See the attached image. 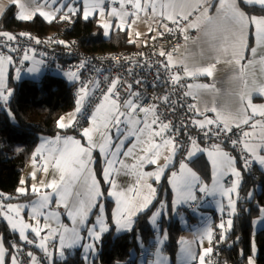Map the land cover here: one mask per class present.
<instances>
[{"label": "snow or ice", "instance_id": "1", "mask_svg": "<svg viewBox=\"0 0 264 264\" xmlns=\"http://www.w3.org/2000/svg\"><path fill=\"white\" fill-rule=\"evenodd\" d=\"M34 8L29 9L28 5L23 0H13L12 5H15L19 9L17 19L25 21L30 20L35 12H39L45 19L48 18L49 13L42 10L37 0H31ZM80 0H76L79 3ZM131 3L133 9V0H127ZM183 0H181V3ZM249 4L258 3L264 7V0H246ZM52 6L61 4V7L55 8V11L61 12L63 7L67 8V15H77L76 6L72 3V0H68L67 4H63L62 0H46ZM105 3V0H82L83 18L88 19L90 13L97 9L101 10L103 15V9L101 5ZM178 0H135V6L137 9L151 8L152 13H157L158 8H163L164 11L160 13L164 19L170 20L176 25L177 29L184 34V39L187 41L189 36L186 27H181V22L187 19V14H176L175 9L177 7ZM195 7L198 9L201 5L199 0H194ZM125 7V0H120V8ZM5 12V8H0V16ZM109 16L118 17L120 25L118 30H123L122 25L125 21V17L128 16L127 12H123L121 15L115 9L108 14ZM179 17V19H177ZM224 22H233L240 28V45L244 49L246 46L248 27L249 25L255 26V38L258 45H264V18L257 19L256 17H247L245 14L238 10L235 0H219V6L217 8V15L208 19V24L211 26L209 31L205 33L207 39L211 42L217 38V32L222 30ZM105 29L104 34L109 35L110 22L105 21L101 25ZM171 32L172 29H169ZM7 35V34H2ZM8 41L13 40V36L7 35ZM253 56H255L257 49H251ZM160 56H167V63L161 64V66L169 73V78L173 84H179L182 80V76L171 71L172 63L169 54L161 52ZM30 57L27 54L23 55L22 60L24 62L29 61ZM12 58L0 55V102L7 104L12 92L6 88L5 84V64L11 63ZM240 63L239 59L235 61ZM40 61H34L33 67H28V73H36L39 68L36 66ZM219 63V61H217ZM83 67V65H81ZM216 65H210L205 68L196 70L183 69L184 77H198L209 76L211 77L215 71ZM17 76L20 72L17 70ZM65 75L67 79L72 82L80 80L77 71L68 70ZM183 86V85H182ZM98 87V85H97ZM131 85H128V95L122 101L118 95L117 81L112 80L111 86L106 89V94L102 93L103 99L95 105L94 110L89 117V124L91 127L84 128L82 136L87 138V145H82L81 141L73 136L61 137L57 136L55 140H45L41 144L40 148L36 149V153L39 154L40 159L44 161L42 169L45 173L48 172L49 165H51L55 171L59 174V180L53 179L51 182L41 184L48 189H52L51 193L43 192L41 189L32 186L31 193L38 195V198L31 201L29 204H12L0 205V216L10 225L14 233L18 232L19 239L26 244L39 249L43 253V259L39 258L31 250L27 252L28 260L25 261L16 254L11 255L9 264H43V260H51L54 256L53 251H49L50 245L48 241L58 239L59 244V258L61 264L66 260L67 255L65 249L80 248L82 250V260L85 264H94L91 261V256L96 252V244L102 242L104 234L110 232V224L106 220L105 216V203L103 202V193L101 191L100 184L97 183L95 174L92 171L91 165L94 162L93 151L98 148L99 153L104 157L103 177L104 182L110 185L111 190L107 192L109 198H113L115 201V209L111 213V225L115 226L117 233L132 232L135 218L141 213H147L151 211L153 214L149 217V224L153 227L157 257L154 264H168L167 258L162 256V247L168 241V233L162 231L159 226V218L166 212L165 204L161 202L160 207L152 211L153 201L156 198L157 189L153 187L151 183L147 181L154 178L157 183L161 181V177L165 174V170L169 168V165L173 163V157L176 152L184 148L183 144L178 143L173 137H168L165 133L172 131L170 123H165L160 118V114L157 111L155 104L149 107H143L142 101L139 99L134 91H131ZM215 85L209 84H192L186 85L187 91L184 92V96L192 94V89L200 88H214ZM95 89L89 87L81 81V87L75 99V112L72 114V118L67 123L64 122V118H61L57 123V127L60 129L68 128L73 125L76 119V115L82 112L84 107L85 98L89 97ZM260 96H264V89H258L254 92ZM248 95V105L251 106L253 94ZM165 103H168L169 98L163 97ZM243 102V98H242ZM2 110V107H0ZM196 110L199 115H203L195 105H189V111ZM211 111L216 112L215 108ZM143 113V118L137 115V113ZM256 113L253 112V115ZM264 114V113H261ZM249 119H244L242 123H236L237 127L241 124H248ZM213 124H223V128L217 127L214 131L210 126ZM194 127H199L201 131H204V135L207 137L210 134H214L217 137L221 132H227L231 130V126L222 121L219 113L217 112L215 120L205 117L203 121L198 119L192 120ZM253 130L257 128L256 124H252ZM115 129V137L109 134L110 130ZM205 129H207L205 131ZM94 134L99 136V142L94 140ZM243 136L246 138L243 142L239 140L232 141L233 145L239 147L243 143L242 152L243 156V168L251 171L253 164H258L264 169V122H261V131L258 142L256 141L254 132H243ZM159 137L162 143H157L156 138ZM130 138L132 140L130 146L125 149V144ZM250 138V139H248ZM190 149L187 151L189 158L193 157L197 153L207 152V156L211 163L212 169V184L211 186L205 184L201 178L192 171L185 162L179 164V170H172L168 177V183L171 185L172 191L175 193V199L172 201V207L176 208L178 205H188L190 208L193 204H197L194 207V212L199 211L197 192L209 196V197H221V200L216 201L218 210L221 214H227V219L223 220L215 225L218 228L219 239L225 240L227 233L231 231L234 225V218L238 214V199L233 198V194H238V189L242 183V171L238 170L236 160L226 151H224L219 145H211L210 148L205 149L199 146L198 141L194 137H190ZM167 149L168 155L165 156V163L163 166H159L155 171L144 172L142 166L146 163L156 164L161 155V149ZM47 153V154H45ZM124 158H131L136 163H128ZM35 159V157H34ZM119 167H116V166ZM113 174L116 175H128L135 176V185L122 189L118 184L116 178H113ZM230 175L233 179L230 184L223 183L225 176ZM36 172L32 173V178L35 179ZM24 181H21L23 184ZM79 183L84 189L83 193L80 191L73 192L75 186ZM21 194H27L24 188L17 190ZM254 193L250 194L247 199H251ZM55 196V206L57 209L63 207L64 214L72 222V227H65L60 222L61 213L58 211L50 210V203L52 197ZM223 200L227 203L224 204ZM158 209V210H157ZM28 211V219L35 221V226L25 222L21 213ZM94 216V221L90 220V217ZM258 219L252 220L251 227L253 231L264 230V206L258 208ZM41 223L43 227H41ZM30 229L35 237L40 238V242L36 243L33 239L29 238L26 233ZM83 233L82 234V231ZM42 232L45 233L42 235ZM86 234V235H85ZM198 239L203 242L207 240L210 245L207 249L195 253L191 249L190 242L186 240L180 241V252L186 259L188 264L192 260L199 258V264H205L206 257H209L213 252L214 243V228L211 225H206L198 234ZM89 242H82V241ZM192 243H195L193 241ZM17 247V253L20 251V246ZM6 252L2 241H0V264H5ZM211 264V261H208ZM247 264H255L254 260V245L253 255L247 260Z\"/></svg>", "mask_w": 264, "mask_h": 264}, {"label": "crops", "instance_id": "2", "mask_svg": "<svg viewBox=\"0 0 264 264\" xmlns=\"http://www.w3.org/2000/svg\"><path fill=\"white\" fill-rule=\"evenodd\" d=\"M26 1L30 9L35 7V5L32 4L31 0H26ZM40 1L41 0H39V2ZM240 1L247 5H252L260 8H264V7H262L258 3L249 4L246 2V0H235L238 10L243 12L245 16L249 18L254 16L257 19L264 18V15L248 14L244 10V8L241 7ZM160 2H163V0H160ZM10 3H12L10 0H6L4 3H1L0 1V8L6 9L9 6H13L16 10L17 7ZM141 3H143V0H141ZM199 3L201 6L197 9L195 7L194 0H183L182 3L181 0H178L175 12L176 14H182V13L187 14L186 34L189 36V39L186 41L183 35V41L181 47L178 49L177 54L170 58L171 63L173 64L172 67H180L182 69L187 68L189 70H196V69L208 67L213 64L216 65L215 71L211 77L206 75L198 76L195 78L185 77L189 79L190 83L192 84L215 85L214 88H200V89L194 88L192 89V94L188 96L192 100L193 105H195L197 109H199V111L203 114V115H199V113L197 112L196 119L203 121L205 117H207L208 119L215 120L218 112L220 117L222 118V121L226 122L228 125L231 126V130L242 128L243 132H249V133L261 131V122H264V114H261L264 113V96H260L258 94H255L254 92L257 91L258 89H264V45H258L256 42L255 26L250 24L248 27L246 46L244 49L240 45V28L237 24L233 22H224L222 30L217 32V38L214 41L210 42L207 39L205 33L208 32L211 27L208 24V19L210 17H214L217 15L219 0H199ZM75 4L76 5L78 4L77 5L78 17L81 20H85L83 18L82 0H80L79 3H75ZM40 5H42V10L44 12L49 13L48 18L45 19L37 11L33 14L30 20H25V21H31L36 16L40 17L47 24L52 23L56 20H60V21L67 20V17L63 19L61 18L65 16L63 11L58 13L55 11V8L58 7L57 4L55 6H52L49 3H46L45 0L43 4ZM133 5H134V9L131 3H128L127 0H125V7L121 9L120 0H105V3L101 5L104 14L101 15V10L97 9L96 11L91 12L88 17V19L95 20L96 25L100 28L102 36L104 38H108L112 34H122L124 36L128 48L120 49L121 51L141 49L143 46H145L148 43L150 39L156 36L158 30L166 28L167 23L170 21L164 19L163 16L160 15V13L164 11L163 8H158L157 13H152L151 8L145 10L143 8L137 9L135 6V0H133ZM113 9H115L121 15H123V12L128 13V16L125 17V21L122 25L123 30H118L117 26L120 25L121 23L119 18L108 15L110 12L113 11ZM97 15H98L99 24L97 23ZM106 20L110 22L109 35L107 36L104 34L105 29L101 27V23H105ZM140 21L143 24L139 23ZM48 36H51V33L48 34ZM60 41L67 42L62 38L60 39ZM252 48L257 49L255 56H253L252 54L251 51ZM6 57H11V56L6 55ZM11 58H12V62L10 64L6 63L4 66L5 84H6V88L9 91H11L8 86L10 80H12L15 83L20 81L19 77H17L18 80L14 79V70L16 66L18 64L23 65L24 69L19 71L21 73H26L27 72L26 67L29 65V63H27L29 61L27 62H24L23 60L17 61V59H14L13 57ZM33 58H37V57H31L30 59ZM236 59L240 60L239 64L235 62ZM217 61H219V63H217ZM187 90L188 89H186V91ZM251 93L254 94L252 98V104L251 106H249L248 95ZM242 98H243V102H242ZM87 99L88 97L85 98V103ZM2 105L5 104H3V102H0V106ZM213 108H215L217 111L216 112L211 111V109ZM253 112H255L256 114L253 115ZM137 115L143 118V113L138 112ZM248 118H250L248 124H241L240 127L236 126V123H242L244 119H248ZM253 123L257 125V128L255 130H253V128L251 127ZM88 124H89V120H88ZM87 125L84 128H86ZM220 126L223 127V124H220ZM71 128L72 126L70 127V129ZM243 132H242V136H243ZM74 135L79 138H83L82 133L81 134L74 133ZM165 135L168 136L167 133H165ZM57 136L66 137L65 135L58 134L51 138H39L37 148H40L43 141L55 140ZM112 136L115 137L114 132L112 133ZM132 140H134V138H130V140L126 142L125 149L128 146H130ZM256 141L258 142L257 138ZM156 142L162 143L159 137L156 138ZM35 153L36 150L33 156L35 155ZM167 155H168L167 149L162 148L161 155L157 160V163L148 164L145 162L141 170L144 172L155 171L157 167L164 165L165 156ZM33 156L30 159H32ZM120 158L125 159L126 162L130 164L136 163V161L131 158H124L122 156ZM195 159L196 157L193 160ZM29 161L26 164V167L23 170V174H22L21 181H24V183L20 184V186L18 187V189L24 188L27 194H21L20 192L17 191L16 194H18L17 195L18 199L16 200H7L8 198L7 196L1 197L0 205H7L8 203L29 204L31 201L38 198V195H34L31 193V189L33 185L40 188L41 193L43 192L51 193L53 191L52 189H48L44 185H42L41 181H43L44 184H46L48 182H51L53 179L59 180V174L55 171V169L51 165H49L48 172L45 173L42 169L44 161L40 159V156L37 153L35 156V162L29 163ZM178 163L181 162H179L176 152V155L173 157V163L171 164V168L165 170V174L161 177V182L163 181L166 175H168V177L170 176V172H171L170 170H176L178 168L177 165ZM257 165L254 164L253 165L254 168H257L260 173L264 174V169H262L260 166L258 167ZM91 167L93 173L95 174L97 183L100 184L101 186V191L103 193V202L105 203V209H106L105 212L106 220L108 217L110 219V225H111V213L115 209V201L113 198H109L107 196V192L111 190V188L108 183L104 182V177H103L104 160H102L97 153L94 155V162L91 165ZM98 167H100L101 179H98L96 176V168ZM116 167L119 166L117 165ZM33 172H36L35 179L32 178ZM113 178L117 179L118 184L122 189H126L127 187H132L136 183L135 176L113 174ZM147 182L151 183L153 187H155L158 191V187L160 184L157 183L154 178L149 179ZM76 191H80L81 193H83L84 191V189L81 187L79 183H77V185L73 189L74 193ZM159 207L160 206H158L157 208ZM50 210L58 211L59 213H61L60 222L65 227H69V228L72 227L71 220L68 219V217L64 214V212H61V210H64L63 207H60L59 209L56 208L55 196L52 197V202L50 203ZM173 214L175 215L174 211ZM21 216L22 218L25 219V222H28L32 226H35V221H30L28 219V211L22 212ZM0 219L5 223L9 231L16 237L18 241L17 243L12 244L11 247H7L0 236V241H2L6 252L5 264H9L11 255L13 254L18 255L16 246H20L24 248L26 253L29 250H31L39 258H43V253L39 249L26 244L24 241H21L19 239L18 232L14 233L10 225L7 223L6 220L3 219L2 216L0 217ZM93 219L94 216H91L90 220L93 221ZM41 227H43L42 223H41ZM110 229H111L110 232L112 231V233H116L114 225H111ZM81 231L82 234H84L83 230ZM44 234L45 233L42 232V235ZM26 235L29 238L33 239L36 243L40 242V238L35 237V234L32 233L30 229L27 231ZM82 242H89V241L85 240ZM48 244L50 245L49 251L54 248L53 251L54 256L51 260L46 259L47 262L44 264H58L59 262H61L59 258L60 249H59L58 239L50 240L48 241ZM75 251L80 252L82 250L80 248L65 249L67 257L72 255ZM97 252L98 250L96 251L94 258H96ZM80 255L82 258V252L80 253Z\"/></svg>", "mask_w": 264, "mask_h": 264}, {"label": "trees", "instance_id": "3", "mask_svg": "<svg viewBox=\"0 0 264 264\" xmlns=\"http://www.w3.org/2000/svg\"><path fill=\"white\" fill-rule=\"evenodd\" d=\"M240 5L250 15H264V8L247 5L241 1ZM21 33H35L40 37L51 33L52 38H54V34L58 33L66 41L78 40L87 52L116 51L128 48L122 34H112L110 37L104 38L94 19L81 20L77 17L70 26L67 25V20H56L47 24L37 16L31 21H21L16 18L15 8L9 6L0 17V36L2 34ZM8 86L12 95L6 105L0 106L2 107L0 110V198L7 196V200H16L18 199L16 193L21 184L23 170L33 156L39 138L42 136L54 137L58 134H74L72 129L62 131L57 127L58 118L70 112L75 106V100L72 96L74 85H68L62 79L45 73L39 82L22 78L17 83L10 80ZM191 163L201 178L209 179L210 166L204 156L196 158ZM238 165L240 167L239 163ZM100 175V167H98L96 168L98 179H101ZM258 186L260 190L256 193ZM251 189L254 195L248 203L246 199ZM239 196L242 205L239 206L238 214L234 218V225L229 232L226 246L213 250V253L218 252L219 259L227 262V264H246L247 258L251 255L250 222L258 217V208L264 206V179L262 175L253 179L244 174ZM161 202L165 204L166 212L159 224L169 236L164 251L174 256L177 248L175 237L182 229L179 227L178 219L173 214L171 192L166 178L158 187L157 198L153 203L152 211ZM254 203H257V206H253ZM151 214V211L139 214L135 219L132 232H124L114 238H112V231L105 235L97 256L93 260L94 264H115L118 262L135 264L134 260H130V252L132 250L140 251L137 243L138 237H140V242L147 245L149 253L153 251L156 245L154 243L155 237L148 222ZM190 218L192 221H196L194 217L190 216ZM107 221L110 224L108 217ZM0 236L7 247L18 242L1 219ZM230 243L231 245H229ZM256 249L255 264H264V230L257 232ZM63 264H85V262L82 260L80 252L75 251L63 261Z\"/></svg>", "mask_w": 264, "mask_h": 264}, {"label": "built area", "instance_id": "4", "mask_svg": "<svg viewBox=\"0 0 264 264\" xmlns=\"http://www.w3.org/2000/svg\"><path fill=\"white\" fill-rule=\"evenodd\" d=\"M77 17L78 14L69 15L67 25L73 24ZM177 19L179 18L177 17ZM186 25L187 20L181 22V27H186ZM169 29H172V31L170 32ZM183 35L176 25L169 21L166 28L158 30L156 36L150 39L141 49L96 52H87L76 39L62 42L60 41L62 37L58 33L54 34V38H52V35L40 37L35 33L11 34L13 36L11 41H8L7 35H1L0 55L11 56L17 61L22 60L24 54L29 55L30 58L37 57L43 63L47 74L50 75L57 71H77L80 80L73 84L72 96L74 100L77 98L81 81L88 84L90 88L95 89L72 125L71 129L74 133H82L95 105L103 99L102 93L106 94V89L111 86V81L116 80V91L121 101L127 97L128 85L130 84L132 86L131 91L137 94L143 107H149L152 104L157 106L161 120L170 123L172 126V131L167 133L168 137H173L178 143L184 145V148L177 151L179 161L188 163L189 138L194 137L197 139L198 144L205 148H210L214 144L220 145L230 155L236 157L244 174L251 176L253 179H257L262 175L264 179V174L255 172L253 165L251 171L243 168L244 153L240 146L236 147L232 143L234 140L240 141L242 128L221 132L219 137L214 134L206 137L204 131L192 125V120L196 119L197 111H189V105H193V102L188 96H184L187 89L186 85L190 83V80L182 76V68L171 67L173 73L182 76L181 82L174 85L169 78V73L161 66L162 62L167 63V56L162 57L159 55L161 52H166L170 58L175 56L181 47ZM16 67L19 70L24 69L21 64ZM165 96L169 98L168 103L163 100ZM210 127L214 131L217 127L223 128L220 125ZM196 206L197 204H193L190 210H193ZM253 206H257V203H254ZM61 212H64V210H61ZM17 254L23 260L28 259L27 253L22 247H20ZM209 260L211 264H220L219 253L214 252ZM46 262L47 260L44 259L43 264Z\"/></svg>", "mask_w": 264, "mask_h": 264}, {"label": "rangeland", "instance_id": "5", "mask_svg": "<svg viewBox=\"0 0 264 264\" xmlns=\"http://www.w3.org/2000/svg\"><path fill=\"white\" fill-rule=\"evenodd\" d=\"M0 1H1V3H4L6 0H0ZM10 1L13 2V0H10ZM44 1H45V0H41V1L39 2V0H37V2L40 3V4H43ZM23 2L27 4V1H26V0H23ZM62 3H63V4H67V3H68V0H62ZM72 3L76 6V9H77V12H78V6H77L78 4H77V5L75 4V3H76V0H72ZM57 6H58V7H61L62 5H61V4H57ZM29 9H30V8H29ZM15 11H16V17H17V15H18V13H19V9L16 8ZM62 11L64 12V14H66V13H67V8H66V7H63V8H62ZM95 11H96V10H95ZM63 12H62V13H63ZM92 12H94V11H92ZM68 16H69V15H67V17H68ZM0 17H1V16H0ZM85 20H87V19H85ZM97 23H98V15H97ZM139 23L143 24L141 21H140ZM98 24H99V23H98ZM102 24H104V23H101V25H102ZM173 60H174V59H173ZM34 61H40V62H41V60H40V59H37V58L29 59V62H27V63H29V65L26 67V69H27L28 67H33V62H34ZM36 66L39 68V71L36 72V73H34V74H33V73H28V72H26V73H21V72L19 71V72H20V75H19L20 80H21L22 78H28V79H30V81H33V82H39V80L41 79V77L44 76L45 73H47V72H46V70L44 69V67H43V63H42V62L39 63V64L36 65ZM26 69H25V70H26ZM17 70H19V69L16 67L15 70H14V79H16V80H18V79H17L18 76H17V74H16V73H17ZM66 72H67V71H65V72H59V71H57V72L53 73L52 75L55 76V77H58V78L62 79V80L65 81L68 85H73L75 82L69 81V80L67 79V76L65 75ZM74 112H75V106H74V108H73L70 112H68V113H66V114H64V115H61V116L58 118V121H60L61 118H64V122L67 123L68 120L72 118V114H73ZM79 115H80V114H77V115H76V119L78 118ZM76 119H75V120H76ZM88 120H89V119H88ZM87 124H88V123H87ZM88 127H91V125L88 124L86 128H88ZM59 129H60V128H59ZM69 129H70V127H68V128H64V129H60V130L63 131V130H69ZM113 132H114V134L116 135V133H115V129H113V128L110 130L109 134L112 135ZM254 134L256 135V138L259 140L260 131H258V132H254ZM65 136H73L74 138L80 140L82 145H85V146L87 145V138H85V137H83V138H79V137L75 136V135L72 134V133L65 134ZM40 138H51V137H43V136H42V137H40ZM99 139H100L99 136L94 134V140H96L97 142H99ZM245 139H246V138L242 136V138L240 139V141L243 142ZM248 139H249V138H248ZM199 146L202 147V148H205V147H203V146L200 145V144H199ZM240 147H241V150H242V148H243V143L240 144ZM221 148H222V147H221ZM205 149H208V148H205ZM222 149H223L224 151H226L224 148H222ZM226 152H227V151H226ZM96 153L100 156V158H101L102 160H104V157H102V156L100 155L98 148L95 149V150L93 151V158H94V155H95ZM228 153H229V152H228ZM35 156H36V153H35V155L33 156V158L30 159L29 163H34V162H35V159H34ZM200 156H204V157H206L207 163H208L209 166H210V177H209V179H203V178H201V175L199 174V172L196 170V168H195V167L192 165V163H191L195 157L198 158V157H200ZM231 156L236 160V163H237L238 161H237L236 157L233 156V155H231ZM187 160L189 161V162L187 163V166H188L192 171H194V172H195V173L201 178V180H202L205 184L211 186V184H212V169H211V163H210L209 158H208V156H207V152L197 153L196 155H194V156L191 157V158L187 157ZM37 162H38V161H37ZM179 162H181V161H179ZM179 164H180V163L177 164V165H178V168L176 169L177 171L179 170ZM253 165H254V164H253ZM256 165H257V164H256ZM257 166L259 167V165H257ZM170 168H171V165H170L169 169H170ZM237 168H238V170H241V171H242V169L239 167L238 163H237ZM170 171H172V170H170ZM254 171L257 172V173H259V170H258L257 168H254ZM167 174H168V173H167ZM170 174H171V172H170ZM243 175H244V174H243V171H242V182H243ZM164 178H166V180H167V182H168V175H166ZM232 179H233V178H232L230 175L225 176L224 179H223V183H225L226 185H228V184H230V182H231ZM159 184H161V181L159 182ZM241 186H242V183H241V185H240V187H239V189H238V194H233V198L238 199V211H239V206L242 205V202H241V199H240V196H239ZM168 187H169V190H170V192H171V204H172V201L175 199V193L172 191L171 185H170L169 183H168ZM259 190H260V187L258 186V187L256 188V193H258ZM252 193H254V192H253L252 189H251V190L248 192V196H249L250 194H252ZM196 195H197L198 198H199V200H198L199 211L194 212V209H193V210H190V207H189L188 205H178V206H176V208H173V207H172L173 211L175 212V218L178 219V221H179V225H180L179 227L182 229V231H180L179 234L175 237V238H176V241H177V246H176L177 248H176V250H175V255H174V256H172V255H170V254H168V253H166V252L164 251V247H165V245L161 246V247H162V256L167 258L168 264H188V262H187L186 259L182 256V254H181V252H180V247H181V245H180V241H181V240H186V241L190 242L191 249H192V251L195 252V253H199L200 251H202V250H204V249H207V248L210 246V245L208 244L207 240H204L203 242H201V241L198 239V234L201 232V230H202L206 225H211V226H213V228H214V243H213V245H212L213 250H214L215 248H223L224 246H226L227 239H228V236H229V232H230V231L227 233V236H226V239H225V240H220V239H219V231H220V230H219L218 228H215V225L219 224V223L222 221V219H223V220H226V219L228 218L226 213H225V214H221V213L219 212V210H218V206H217L216 201L221 200L222 198L219 197V196H217V197H209V196L203 195V194H201V193H199V192H197ZM248 196H247V197H248ZM252 197H253V196H252ZM156 198H157V195H156ZM156 198L154 199L153 203L156 201ZM251 199H252V198H251ZM251 199H250V200H249V199H246V201L249 203V202L251 201ZM223 203L226 204L227 201H226V200H223ZM160 204H161V203H159L158 206H160ZM241 208H243V206H242ZM247 208H248V207H247ZM190 216L194 217V219H195L196 221H192L191 218H190ZM136 218H137V217H136ZM258 218H259V216L256 217L255 219H258ZM94 219H95V217H94ZM94 219H93V221H94ZM160 220H161V218H160ZM160 220L158 221L159 223H160ZM159 226H160V228H161V225H160V224H159ZM151 230H152V232H153V227H152V226H151ZM161 230H162V229H161ZM162 231H164V230H162ZM258 231H259V230H257V231H253V229H252V227H251V255H250V256L253 255V245H254V260H255V257H256V255H257V249H256V235H257V232H258ZM109 233H110V232H109ZM109 233H107V234H109ZM107 234H104V235H103L102 240H103L104 236L107 235ZM112 234H113V235H112V238H114V237H115L116 235H118L119 233L116 232V233H112ZM153 234H154V232H153ZM193 241H195V243H192ZM137 243H138V249H139L140 251L137 252V250H132V251L130 252V260H134V261H135V264H154V262H155L156 259H157L156 255H155V252H156V245H155V247H154V250L151 251V252L149 253V252H148L147 245H146V244H143V242H140V237L137 238ZM154 243H155V242H154ZM101 244H102V242L96 244V251L100 248ZM229 245H231V243H230ZM50 251H54V248L51 249ZM81 252H82V251H80V253H81ZM95 254H96V252H95ZM95 254L92 255L91 258H90L92 262H93V260H94V256H95ZM212 254H213V252H212ZM212 254H210L209 257H206V262H205V264H208V261H209L210 257L212 256ZM148 255H150V257H148ZM96 256H97V255H96ZM147 257H148V258H147ZM248 258H249V257H248ZM248 258H247V260H248ZM221 260H222V259H221ZM221 260H220V261H221ZM247 260H246V264H247ZM115 264H126V263H125V262H118V263H115ZM190 264H199V258H198V255H197V258H196L195 260H192V261L190 262ZM220 264H227V262H225V261H221Z\"/></svg>", "mask_w": 264, "mask_h": 264}, {"label": "clouds", "instance_id": "6", "mask_svg": "<svg viewBox=\"0 0 264 264\" xmlns=\"http://www.w3.org/2000/svg\"><path fill=\"white\" fill-rule=\"evenodd\" d=\"M260 174H262V173H260Z\"/></svg>", "mask_w": 264, "mask_h": 264}, {"label": "water", "instance_id": "7", "mask_svg": "<svg viewBox=\"0 0 264 264\" xmlns=\"http://www.w3.org/2000/svg\"><path fill=\"white\" fill-rule=\"evenodd\" d=\"M243 208H244V207H243ZM243 208H242V209H243Z\"/></svg>", "mask_w": 264, "mask_h": 264}]
</instances>
